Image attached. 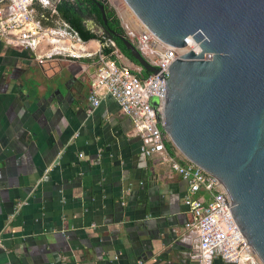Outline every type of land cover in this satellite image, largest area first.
<instances>
[{"label":"crops","instance_id":"obj_1","mask_svg":"<svg viewBox=\"0 0 264 264\" xmlns=\"http://www.w3.org/2000/svg\"><path fill=\"white\" fill-rule=\"evenodd\" d=\"M61 2L36 0L35 20L91 56L40 63L0 38V264H200L188 182L163 156L141 153L112 97L92 107L103 45L81 40ZM85 26L103 37L94 19ZM213 264L225 262L217 253Z\"/></svg>","mask_w":264,"mask_h":264},{"label":"water","instance_id":"obj_2","mask_svg":"<svg viewBox=\"0 0 264 264\" xmlns=\"http://www.w3.org/2000/svg\"><path fill=\"white\" fill-rule=\"evenodd\" d=\"M92 1L107 22L106 2ZM124 1L163 44L192 49L171 66L168 83L159 77L163 129L219 183L239 234L264 264V0ZM114 37L145 72H158L127 34ZM149 103L158 106L157 92Z\"/></svg>","mask_w":264,"mask_h":264},{"label":"built area","instance_id":"obj_3","mask_svg":"<svg viewBox=\"0 0 264 264\" xmlns=\"http://www.w3.org/2000/svg\"><path fill=\"white\" fill-rule=\"evenodd\" d=\"M35 1L0 0V38L6 46L39 52L37 61L40 63L53 60L57 54L68 55L72 59L92 55L86 50L66 44V39L55 28L41 26L34 18ZM141 27L142 31L138 35H127L136 39V46L158 72L142 75V68H137L113 44L114 49L110 53L99 54L89 95L92 107L96 109L105 97H112L118 102L122 112L131 118L132 135L141 141V153L147 158L163 156L165 161L171 163L174 171L188 182L190 196L185 204L193 219L187 224V228L198 239L200 264H213L217 253L225 264H263L233 223L229 215L233 205L219 183L196 164L188 160L186 164H182L167 151V144H174L163 129L165 91L158 85L159 77L164 75L168 83L171 66L181 56L192 52V49L183 53L163 44L143 24ZM44 45L48 49L43 52L41 50ZM156 92L158 106L152 107L149 101L156 97ZM180 154L177 149L176 155ZM200 192H206L210 196L209 200L193 197ZM0 249H5L2 238ZM139 264L144 262L140 261Z\"/></svg>","mask_w":264,"mask_h":264},{"label":"trees","instance_id":"obj_4","mask_svg":"<svg viewBox=\"0 0 264 264\" xmlns=\"http://www.w3.org/2000/svg\"><path fill=\"white\" fill-rule=\"evenodd\" d=\"M57 11L59 15L70 25L71 29L78 34L83 42L100 40L103 45V52L105 54L110 53L114 49L113 45L109 44L107 38L98 36L97 34L89 31L85 26V20L89 18H92L97 23L101 24L104 21L100 8L92 0H62V2L57 6ZM107 17L114 20L112 22L113 25L121 24V20L115 18L114 12H111V14ZM122 31L124 32V30ZM113 42L115 43L116 47L120 49L135 65L141 67L139 62L132 57L131 52L127 50L120 39L114 38ZM142 73L144 76L150 74L144 70ZM166 147L167 151L172 156L176 155L177 149L174 145L169 143Z\"/></svg>","mask_w":264,"mask_h":264},{"label":"rangeland","instance_id":"obj_5","mask_svg":"<svg viewBox=\"0 0 264 264\" xmlns=\"http://www.w3.org/2000/svg\"><path fill=\"white\" fill-rule=\"evenodd\" d=\"M107 1L110 4L111 8H113L117 12L119 18L122 21L123 26L126 29L127 34L130 33L133 35H138L142 31L141 22L132 12V10L129 8V6L126 4L124 0H107ZM94 31L99 32L97 29H95ZM130 38L134 43H136L135 38L131 36ZM180 156L182 155L180 154Z\"/></svg>","mask_w":264,"mask_h":264},{"label":"flooded vegetation","instance_id":"obj_6","mask_svg":"<svg viewBox=\"0 0 264 264\" xmlns=\"http://www.w3.org/2000/svg\"><path fill=\"white\" fill-rule=\"evenodd\" d=\"M100 1H101V0H100ZM102 1H105V2H106V17H107L108 15H110L111 12H114V14H115V18L120 19L119 16H118V14H117V12H116L113 8H111V6H110V4L108 3V1H107V0H102ZM113 21H114V20H113L112 18H108V17H107V22L103 21L102 24H101V23H97V22L95 21V24L99 27L100 34H101L103 37L108 38L110 41H112L114 38H116V37H114V38L112 39V33L120 34V35H125V34H127L125 28H124L123 25H122V22H121L120 25H113V23H112ZM122 28H123V29H122ZM122 30H124V32H123Z\"/></svg>","mask_w":264,"mask_h":264}]
</instances>
